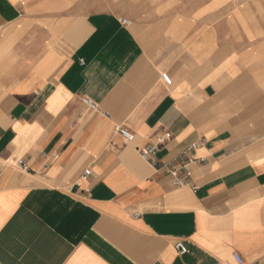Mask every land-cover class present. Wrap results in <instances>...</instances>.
I'll return each instance as SVG.
<instances>
[{"label": "crops", "instance_id": "obj_1", "mask_svg": "<svg viewBox=\"0 0 264 264\" xmlns=\"http://www.w3.org/2000/svg\"><path fill=\"white\" fill-rule=\"evenodd\" d=\"M234 253L264 264L263 0H0V264Z\"/></svg>", "mask_w": 264, "mask_h": 264}, {"label": "built area", "instance_id": "obj_2", "mask_svg": "<svg viewBox=\"0 0 264 264\" xmlns=\"http://www.w3.org/2000/svg\"><path fill=\"white\" fill-rule=\"evenodd\" d=\"M128 20H123L124 25H128ZM164 79L169 83L170 79L168 75H164ZM82 103L91 111H98V105L92 102L88 98H83ZM118 133L128 142H132L134 140V134L125 128H119ZM196 145H191L185 150V155H187V159L179 162V163H169L165 166V169L168 175L171 178L172 184L174 187L181 188L187 185L188 181L192 178L193 172L191 170V165L197 163V160L191 156V154L196 150ZM157 152V147L155 145L147 146L145 148L139 149V153L141 157L150 162L155 168L157 167V162L154 161V156ZM19 166L26 168V165L23 161L19 162ZM91 175V171L87 170L85 172L84 177L87 178ZM196 190V188H195ZM137 217L140 215L137 214ZM177 251L184 255L187 253V248L182 244L178 243L176 245ZM233 257L238 264H245L244 259L240 254L234 253Z\"/></svg>", "mask_w": 264, "mask_h": 264}, {"label": "rangeland", "instance_id": "obj_3", "mask_svg": "<svg viewBox=\"0 0 264 264\" xmlns=\"http://www.w3.org/2000/svg\"><path fill=\"white\" fill-rule=\"evenodd\" d=\"M263 3H264V0H263Z\"/></svg>", "mask_w": 264, "mask_h": 264}]
</instances>
